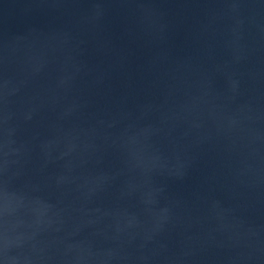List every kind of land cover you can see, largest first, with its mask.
Segmentation results:
<instances>
[{
	"label": "water",
	"instance_id": "water-1",
	"mask_svg": "<svg viewBox=\"0 0 264 264\" xmlns=\"http://www.w3.org/2000/svg\"><path fill=\"white\" fill-rule=\"evenodd\" d=\"M0 264H264V0H0Z\"/></svg>",
	"mask_w": 264,
	"mask_h": 264
}]
</instances>
